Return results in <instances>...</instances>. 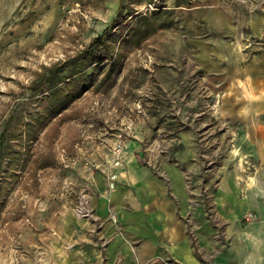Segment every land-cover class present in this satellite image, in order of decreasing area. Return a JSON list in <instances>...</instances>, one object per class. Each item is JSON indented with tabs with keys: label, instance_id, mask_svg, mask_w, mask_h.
<instances>
[{
	"label": "crops",
	"instance_id": "crops-1",
	"mask_svg": "<svg viewBox=\"0 0 264 264\" xmlns=\"http://www.w3.org/2000/svg\"><path fill=\"white\" fill-rule=\"evenodd\" d=\"M187 2L174 5L187 44L170 49L172 70L150 97L159 105L125 119L130 137L111 187L107 173L94 175L91 218L59 222L52 264H264V199L242 183L232 155L221 156V126L233 134L232 148L256 156L264 148V13L247 15L228 0ZM243 28L263 44L235 45ZM167 101L169 113H162ZM198 115L201 133L187 118ZM210 116L220 122L212 138ZM106 158L111 164L112 154ZM212 161L210 177L205 165ZM247 212L258 220L244 222Z\"/></svg>",
	"mask_w": 264,
	"mask_h": 264
},
{
	"label": "rangeland",
	"instance_id": "rangeland-1",
	"mask_svg": "<svg viewBox=\"0 0 264 264\" xmlns=\"http://www.w3.org/2000/svg\"><path fill=\"white\" fill-rule=\"evenodd\" d=\"M175 1L0 0V264H52L59 222L90 220L76 215L80 194L85 192L89 207L88 185L96 173H107L106 157L116 137H130L125 119L141 116L145 104L159 105L150 97L161 91L158 80L172 70L166 64L170 49L187 44ZM228 2L247 15L264 13V0ZM247 32L243 28L232 37L235 45L250 49L263 44ZM85 53L98 59L92 74L82 78L89 80L88 89L47 119L36 139H26L29 115L46 105L49 71ZM183 54L178 58L182 64ZM169 104L160 103L162 113H169ZM166 117L156 120L167 123ZM187 118H193L199 133L206 130L199 124L202 116ZM208 119L212 138L220 122ZM232 135L221 126V156L232 155L242 183L264 199V148L257 149V156L246 153L250 149L232 148L227 144ZM215 166L213 161L205 165L210 177ZM207 207L211 221L215 214ZM255 220L256 215L248 221Z\"/></svg>",
	"mask_w": 264,
	"mask_h": 264
},
{
	"label": "trees",
	"instance_id": "trees-1",
	"mask_svg": "<svg viewBox=\"0 0 264 264\" xmlns=\"http://www.w3.org/2000/svg\"><path fill=\"white\" fill-rule=\"evenodd\" d=\"M187 4V0L175 1L176 6ZM97 39L100 40V37ZM97 62L96 54L85 53L72 58L60 68L49 71V75L44 79L48 86V92L44 97L46 105L41 112L29 115V122L25 123L26 139H36V132L45 125L47 119L65 110L71 102L88 89L89 80H82V78L92 74V68L97 65ZM66 68H68L67 73L60 75ZM1 196L0 187V198Z\"/></svg>",
	"mask_w": 264,
	"mask_h": 264
},
{
	"label": "built area",
	"instance_id": "built-area-1",
	"mask_svg": "<svg viewBox=\"0 0 264 264\" xmlns=\"http://www.w3.org/2000/svg\"><path fill=\"white\" fill-rule=\"evenodd\" d=\"M125 141V135L118 134L116 140L114 142V146L112 147V162L109 165L107 171V178L110 181L109 186L111 187L112 181L114 180V175L112 173V168L120 165L122 162V152H123V144ZM76 215L81 218H87L90 216V211L88 207V203L86 200L85 192H82L79 196V204L76 208ZM244 220L248 221L254 218L253 213L249 212L244 215Z\"/></svg>",
	"mask_w": 264,
	"mask_h": 264
}]
</instances>
